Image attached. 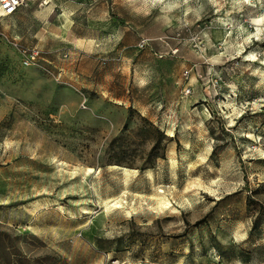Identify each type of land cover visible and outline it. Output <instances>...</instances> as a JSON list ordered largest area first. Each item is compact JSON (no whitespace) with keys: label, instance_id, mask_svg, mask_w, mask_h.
Instances as JSON below:
<instances>
[{"label":"rangeland","instance_id":"374dc122","mask_svg":"<svg viewBox=\"0 0 264 264\" xmlns=\"http://www.w3.org/2000/svg\"><path fill=\"white\" fill-rule=\"evenodd\" d=\"M0 264H264V0L0 18Z\"/></svg>","mask_w":264,"mask_h":264},{"label":"built area","instance_id":"2783aa9c","mask_svg":"<svg viewBox=\"0 0 264 264\" xmlns=\"http://www.w3.org/2000/svg\"><path fill=\"white\" fill-rule=\"evenodd\" d=\"M30 0H0V18L15 15L22 7L28 5ZM37 52H31L30 59H34Z\"/></svg>","mask_w":264,"mask_h":264},{"label":"bare ground","instance_id":"6f19581e","mask_svg":"<svg viewBox=\"0 0 264 264\" xmlns=\"http://www.w3.org/2000/svg\"><path fill=\"white\" fill-rule=\"evenodd\" d=\"M255 21H256L257 23L261 22L259 19H258V20H255ZM257 23H256V24H257ZM115 103H116L117 105L120 104L119 102H115ZM165 204H167V203H165ZM168 205H169V204H168Z\"/></svg>","mask_w":264,"mask_h":264}]
</instances>
